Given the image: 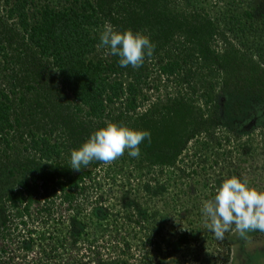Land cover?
Masks as SVG:
<instances>
[{"label": "trees", "instance_id": "16d2710c", "mask_svg": "<svg viewBox=\"0 0 264 264\" xmlns=\"http://www.w3.org/2000/svg\"><path fill=\"white\" fill-rule=\"evenodd\" d=\"M106 23L148 36L153 55L121 67L98 47ZM232 108L246 117L228 131ZM108 123L149 131L151 141L138 158L72 170L71 152ZM243 164L264 172V0H0L4 206L28 216L40 192H60L70 208L95 169L110 166L102 176L111 180L109 195L86 197L87 222L74 216L62 242L49 236L39 257L10 254V264H109L119 244L125 262L111 264H229L234 226L217 239L201 209ZM112 232L110 249L95 245ZM18 236L28 254L34 239Z\"/></svg>", "mask_w": 264, "mask_h": 264}, {"label": "clouds", "instance_id": "9594fccd", "mask_svg": "<svg viewBox=\"0 0 264 264\" xmlns=\"http://www.w3.org/2000/svg\"><path fill=\"white\" fill-rule=\"evenodd\" d=\"M100 41L98 47L107 48L111 55L119 56L121 67H141L155 49L148 36L132 30L120 33L107 23ZM146 138L151 141L149 131L108 123L95 131L79 149L71 152L70 168L79 172L93 161L111 165L126 152L138 158L140 145ZM201 211L207 228L217 239H224L233 226L242 239H247L250 232H264V191L251 187L246 179L232 176L224 180L214 198L203 202Z\"/></svg>", "mask_w": 264, "mask_h": 264}, {"label": "rangeland", "instance_id": "374dc122", "mask_svg": "<svg viewBox=\"0 0 264 264\" xmlns=\"http://www.w3.org/2000/svg\"><path fill=\"white\" fill-rule=\"evenodd\" d=\"M146 93L151 99L154 98V91L153 92L150 91ZM228 116H229L228 121H226L225 123L227 126L225 128L228 131H231L232 129L231 122H235V121L239 123L245 122L243 118L246 116L244 115L241 116L240 114H236L233 108L228 113ZM26 130H28V128H25L24 130H22V132H26ZM256 133L258 132L256 131ZM229 134L230 132H228V135ZM258 149H259V152L261 153L262 152L261 145H260V148ZM235 156L238 157L237 154H235ZM248 166L249 165H246V164H243V166L241 165V168L239 170L240 176H241L240 178L243 180L246 179L249 183L253 181V183L257 185L258 190L264 191V172L261 174V172H257L254 169H249ZM107 168L110 169V166L108 167L104 166V168L95 169L94 173L92 174L91 179L85 181L81 185L83 188V193L79 196L81 198L78 200H75L73 202L72 207L70 208H67L66 205L63 204L62 193L60 192H57L55 194L54 193L51 194V192L47 194L44 192H40L36 196V200L32 203L28 216L26 215L21 216L19 215L18 212L17 213L15 211L12 212V210L8 209L7 206H4L5 205L4 202L2 201V199H0V224L3 221L4 224L7 227H9L4 232L7 234L6 239L0 240V246H2L3 244V247H2L3 249L0 247V264H10L7 260L10 254H12L13 256L16 255L18 258V262L21 261L22 259L21 257L25 258L26 262H28L31 259L39 257L40 256L38 254L39 249L41 248L43 249L44 247L48 246L49 236L52 239L51 241L53 242L63 241V239L60 240V238L63 236L62 234H60V229L62 228V224H64V232H65V228H66V225L68 224L67 223L68 220L69 219L71 220V218H75L76 215L79 218V220H81L82 222H87L88 219H85L84 215L90 216L91 205L89 204L90 201H88L87 200L88 198L86 197L87 196L92 197L94 195L101 196L102 194L109 195L107 190L111 188L110 186L111 180L109 181V179H106L104 178V176H102V173H106ZM250 171H252V173ZM110 173H113L112 169ZM8 181L9 183L7 185V188H10L13 184H15V181L11 180V178H8ZM111 200H112V197L110 201ZM110 203L111 202H109V204H106L108 208L111 205ZM77 211L79 212V214H77ZM20 221H23L25 223V226H22ZM120 221L122 222V220ZM96 223L99 224V222L98 221L96 222L94 218L92 224L96 226ZM108 223H105V225H107V227L110 228V224H112V222L109 221ZM16 225L19 226L18 231L12 232V229ZM132 226L135 227L134 225ZM3 227L4 225H0V234L2 233L1 229ZM86 229L89 230L90 227H85L84 230ZM18 233L21 234L22 240L23 238H25L24 234H29V233L31 235L30 237L34 239L35 244L32 246L33 250L30 251L28 254H26L19 247L21 240L19 239L20 237L18 236ZM114 236H115L114 232L111 233V239L108 238L105 234L103 236L102 235L100 236L99 234V236H96L95 245L96 246H99L100 244L108 245L107 247L108 249H110L109 247H111L110 246L112 242L111 240H114ZM230 241H231L230 244H231L232 251H231V259H230L229 264H264V232H259V231L250 232L248 233L247 239H242L239 236V234L235 231L234 236L233 234L231 235ZM83 242L85 241L80 240L77 243L78 248L85 246ZM41 244L43 245L41 246ZM118 247L120 250H117V252L113 251V253L117 255L110 256L111 259H113L112 262H115L117 260H118L117 263L125 262V260L123 259L121 255V244H119ZM66 252H67L66 254H69V255L71 254V256L73 255L72 252L70 251H66ZM11 264H14V263H11Z\"/></svg>", "mask_w": 264, "mask_h": 264}]
</instances>
